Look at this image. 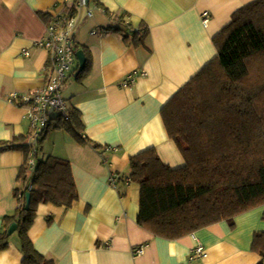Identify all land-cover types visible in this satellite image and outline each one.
I'll return each mask as SVG.
<instances>
[{
  "label": "crops",
  "instance_id": "obj_1",
  "mask_svg": "<svg viewBox=\"0 0 264 264\" xmlns=\"http://www.w3.org/2000/svg\"><path fill=\"white\" fill-rule=\"evenodd\" d=\"M253 1L88 0L76 8L75 52L81 50L90 67L78 81L75 60L77 71L67 77L61 93L67 110L80 113L83 128L78 135L86 142L51 129L37 158L68 161L78 199L68 209L38 206L28 235L40 255L54 264H264L251 249L253 235L264 232V206L236 216L232 225L222 221L167 240L137 224L140 189L126 179L129 158L148 148L171 168L184 164L160 111L215 58L214 36L236 10ZM73 2L0 0V231L3 218L18 207L14 190L26 161L21 149L6 147L29 133L25 108L7 98L45 85L50 55L36 46L46 34L39 14L65 15ZM135 30H146L138 45L124 40ZM132 73L137 74L134 83L124 86ZM113 176L116 181L110 185ZM14 233L0 252V264H22ZM199 245L206 256L191 259ZM138 248L141 255L134 252Z\"/></svg>",
  "mask_w": 264,
  "mask_h": 264
},
{
  "label": "trees",
  "instance_id": "obj_2",
  "mask_svg": "<svg viewBox=\"0 0 264 264\" xmlns=\"http://www.w3.org/2000/svg\"><path fill=\"white\" fill-rule=\"evenodd\" d=\"M39 16L46 23L51 19ZM145 36L146 30H139L124 40L138 45ZM213 44L215 58L160 111L184 164L171 168L154 148L129 158L126 179L140 189L136 222L154 237L177 240L222 221L232 225L236 216L264 206V0L236 10ZM88 61L76 80L88 73ZM82 128L80 113L69 110L67 118L53 117L38 138L34 168L29 170L25 161L18 173V207L3 218L0 252L8 248L7 230L15 223L22 264H54L34 249L28 232L39 205L68 209L78 195L68 161L37 157L49 130H64L84 143L78 135ZM28 139L29 133L16 137L6 148L21 149L27 160ZM251 249L264 259V232L253 235Z\"/></svg>",
  "mask_w": 264,
  "mask_h": 264
},
{
  "label": "built area",
  "instance_id": "obj_3",
  "mask_svg": "<svg viewBox=\"0 0 264 264\" xmlns=\"http://www.w3.org/2000/svg\"><path fill=\"white\" fill-rule=\"evenodd\" d=\"M67 1V0H65ZM87 0H77V8L85 7ZM88 16H91L88 13ZM203 25H207L208 16L202 15ZM75 25V18L65 15H54L46 23L45 36L36 42V46L46 50L49 55V67L46 69L47 77L45 85L32 94L19 95L11 93L7 102L25 108V118L29 122L30 150L27 155L26 167L31 170L35 166L36 143L48 123L53 117L67 118L68 110L66 103L62 98V87L67 77L73 73V65L76 60L72 31ZM135 30L134 32H138ZM137 77L136 73L127 76L122 82L124 86L134 83ZM116 179L113 176L110 179V185H114ZM136 255L142 254V248L135 251ZM206 253L201 245L191 251L190 258H203Z\"/></svg>",
  "mask_w": 264,
  "mask_h": 264
},
{
  "label": "water",
  "instance_id": "obj_4",
  "mask_svg": "<svg viewBox=\"0 0 264 264\" xmlns=\"http://www.w3.org/2000/svg\"><path fill=\"white\" fill-rule=\"evenodd\" d=\"M75 58L78 62V71L75 73L74 77H76L83 70L86 63L84 54L81 50L75 52ZM25 198H26V202H28L29 194H26ZM15 231H16V224L15 223L10 224L7 230L8 236H11Z\"/></svg>",
  "mask_w": 264,
  "mask_h": 264
},
{
  "label": "rangeland",
  "instance_id": "obj_5",
  "mask_svg": "<svg viewBox=\"0 0 264 264\" xmlns=\"http://www.w3.org/2000/svg\"><path fill=\"white\" fill-rule=\"evenodd\" d=\"M14 234H15L14 236L18 238L17 233L15 232ZM14 236H13V239H14ZM11 238H12V236H11ZM11 238H10V239H11Z\"/></svg>",
  "mask_w": 264,
  "mask_h": 264
}]
</instances>
